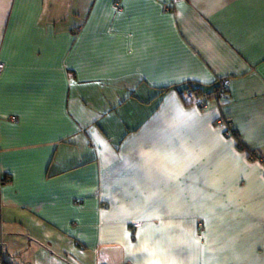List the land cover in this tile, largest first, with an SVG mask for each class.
<instances>
[{
	"label": "crops",
	"instance_id": "obj_1",
	"mask_svg": "<svg viewBox=\"0 0 264 264\" xmlns=\"http://www.w3.org/2000/svg\"><path fill=\"white\" fill-rule=\"evenodd\" d=\"M0 62V262L264 264V0H0Z\"/></svg>",
	"mask_w": 264,
	"mask_h": 264
},
{
	"label": "built area",
	"instance_id": "obj_2",
	"mask_svg": "<svg viewBox=\"0 0 264 264\" xmlns=\"http://www.w3.org/2000/svg\"><path fill=\"white\" fill-rule=\"evenodd\" d=\"M3 70H4V64L0 62V74L3 72ZM230 85H231L230 79H226V80L221 81L220 89L218 90V92L216 94L218 99H224L225 98L226 92H227L228 88L230 87ZM185 99L188 103H190L194 107H197L200 110L206 108V98L202 99L199 96H197L196 94H194L192 92H188L186 94ZM217 126L221 129H223L224 131H226L227 135H231L232 131L229 129L228 123H226L224 120L218 121ZM0 264H2V263L0 262Z\"/></svg>",
	"mask_w": 264,
	"mask_h": 264
},
{
	"label": "trees",
	"instance_id": "obj_3",
	"mask_svg": "<svg viewBox=\"0 0 264 264\" xmlns=\"http://www.w3.org/2000/svg\"><path fill=\"white\" fill-rule=\"evenodd\" d=\"M220 83H221V82H220ZM220 83H219V85L215 86L214 90H213L211 93H208L206 90H204L203 86H201V85H196L195 83H191V82L186 83V84H183L181 88L178 87L177 89L181 92V93H180V96H182V98H183V100L185 101V103H186L187 105H189V106H193V105H191L190 103H188V102L186 101V99H185L186 94H187L188 92H192V93L196 94L197 96H199V97L202 98V99H203V98H206V101H207V100L210 99L212 96L217 97L216 94H217L218 90L220 89ZM168 90H169V89H163L162 93H164V92H166V91H168ZM231 136H232L237 142H239V138H238V136H237V134H236L235 132H232V133H231ZM238 145H239L240 149L243 150V147H242V145L240 144V142H239ZM249 156L251 157L252 155H249ZM0 253H1V252H0ZM1 263H2V264H10V262L5 261L4 259L1 261Z\"/></svg>",
	"mask_w": 264,
	"mask_h": 264
},
{
	"label": "rangeland",
	"instance_id": "obj_4",
	"mask_svg": "<svg viewBox=\"0 0 264 264\" xmlns=\"http://www.w3.org/2000/svg\"><path fill=\"white\" fill-rule=\"evenodd\" d=\"M118 138H120V137H118Z\"/></svg>",
	"mask_w": 264,
	"mask_h": 264
}]
</instances>
